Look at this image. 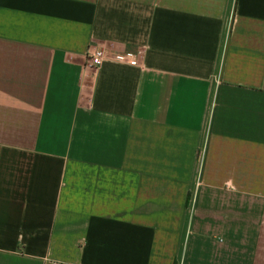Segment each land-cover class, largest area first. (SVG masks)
<instances>
[{
    "label": "crops",
    "instance_id": "crops-1",
    "mask_svg": "<svg viewBox=\"0 0 264 264\" xmlns=\"http://www.w3.org/2000/svg\"><path fill=\"white\" fill-rule=\"evenodd\" d=\"M0 264H264V0H0Z\"/></svg>",
    "mask_w": 264,
    "mask_h": 264
},
{
    "label": "built area",
    "instance_id": "built-area-1",
    "mask_svg": "<svg viewBox=\"0 0 264 264\" xmlns=\"http://www.w3.org/2000/svg\"><path fill=\"white\" fill-rule=\"evenodd\" d=\"M106 58H112L114 60H117L121 63H127V62H136L138 61V56L133 54H109L104 49L96 51L90 59V65L91 67H100L103 64V61Z\"/></svg>",
    "mask_w": 264,
    "mask_h": 264
}]
</instances>
